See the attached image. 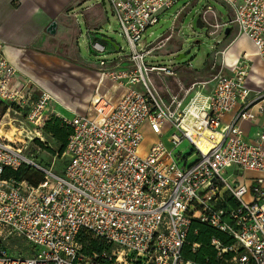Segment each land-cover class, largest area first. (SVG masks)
<instances>
[{
  "label": "built area",
  "instance_id": "obj_1",
  "mask_svg": "<svg viewBox=\"0 0 264 264\" xmlns=\"http://www.w3.org/2000/svg\"><path fill=\"white\" fill-rule=\"evenodd\" d=\"M216 1L224 15L206 0H106L112 33L124 45L109 49L104 37L86 34L88 52L98 82L122 92L113 106L100 96L91 111L53 109L69 133L59 173L35 166L0 138V175L25 162L42 172L37 186L0 177V264H190L181 249L192 221L234 241L222 248L212 239L217 254H232L234 264H264V177H243L264 175V123L249 140L241 128L264 116V89L247 85V54L185 101L195 84L186 89L175 80L182 94L174 93L177 62L151 63L157 38L145 42L160 15L202 2V18L219 17L214 28L223 37L233 26L264 64V0ZM49 102L60 107L0 46V117L25 114L37 123ZM142 124L158 138L171 131L144 156ZM182 141L189 152L174 153ZM13 239L24 247L10 246Z\"/></svg>",
  "mask_w": 264,
  "mask_h": 264
},
{
  "label": "rangeland",
  "instance_id": "obj_2",
  "mask_svg": "<svg viewBox=\"0 0 264 264\" xmlns=\"http://www.w3.org/2000/svg\"><path fill=\"white\" fill-rule=\"evenodd\" d=\"M206 2L212 4L214 11L216 10L218 14L224 15L222 8L216 0H206ZM202 4L203 3L200 2L198 5L194 4L189 7H183L171 18V11L162 14V16L160 15V23L147 31V34L151 32V35L147 36L145 40L146 42L157 38L156 42L152 44L153 49L149 57L151 63L163 64L164 62L168 65H175L174 62H177L176 77L174 80L170 81L174 93H178V89L174 82L175 80L184 84L186 89L191 88L192 85L195 84L185 101L189 99L188 97H190L193 92L201 90V83L211 81L215 76L220 74L228 75L231 68L228 66L226 70L222 71V58L227 56L230 50H234V44L238 39L242 38L236 29L230 30L229 34L225 35L226 37L223 38L222 33L216 31L214 28L219 21V17L216 15V20L210 15L205 21V19L202 18L203 10L199 8ZM84 10L85 11H82L83 16L82 18L80 17V19L84 21L85 25L87 21H85L84 18L92 19L93 23L89 28L96 27L101 22L99 17H102L99 8L92 6ZM197 20L200 21L202 26L201 29L197 28L195 25ZM223 21H228V17H224ZM104 27H106V25ZM112 27L115 29V24L112 25ZM80 33V26H77L76 22L75 24L73 23V26L68 24L65 25L64 29L61 31L62 35L54 39L56 41L51 43L52 48L50 54L58 57L57 65L49 66L46 65L45 62H42V65L36 63L35 67H37L33 68L34 71L37 70L39 73L38 75L40 78L34 77L35 81H38V86L63 106L76 103L82 104V100H84V97L88 94L97 97V93L100 95L108 90H114L113 85L107 80L103 79L98 82L96 70L92 68V65L96 66L95 59L92 55H88L92 65L89 63L83 66L78 64L80 60L84 58L83 56L86 55L83 52L84 49L81 47L80 50L77 44L78 37L76 36ZM211 33L213 35H211ZM115 40L123 47V40L120 37L115 36ZM187 52L189 53L187 54ZM180 53L184 54V58L178 60ZM240 57L238 58L239 60ZM248 65L251 68L249 63ZM256 72L260 75V77L256 78L257 83H264L263 71L256 70ZM79 73H81L82 76ZM211 85L212 83L208 85L205 84L202 92L207 94L211 89ZM53 92H55L56 95ZM178 94L180 96L182 93L180 92ZM36 99L37 95L34 101H36ZM92 105V103H85L84 106L86 107L83 111H91ZM53 109H56L55 105L49 102L43 116L37 123L30 122L25 114H21V116L9 114L5 116V118L0 117V131L2 133L12 131L14 134L16 132L15 130L22 131L21 136H14L16 139V141L14 140V150H20L21 155L27 160L32 161L35 166H42L51 169L52 172L59 173L66 159L58 155V143L54 137L44 131L46 124L52 125L54 120L58 119L54 117ZM247 125H249V123ZM247 127L248 126L244 129ZM139 131L142 135L140 155L143 156L148 153L150 145L155 142L156 138L162 143H165L167 137L171 134V131L164 130L163 135L158 138L148 130L146 124H142ZM0 136L2 138L5 137L3 134L1 135V133ZM35 141H39L43 147L41 149L37 148ZM47 150L53 151L54 155L49 154ZM189 150V144L182 141L179 147L173 152L185 154L189 152ZM22 164L34 168L37 174L42 175V172L33 165L27 162ZM243 177L247 179V183H250L252 179L256 177L263 178L264 175L246 172ZM248 199L247 196L244 201ZM10 246L19 247L21 249L24 247L22 243L16 239H13ZM197 248V246H192L191 252L195 253ZM214 251L216 253V261L218 260L220 264H234L230 260H224L221 254H217L218 250L216 251L214 249Z\"/></svg>",
  "mask_w": 264,
  "mask_h": 264
},
{
  "label": "crops",
  "instance_id": "obj_3",
  "mask_svg": "<svg viewBox=\"0 0 264 264\" xmlns=\"http://www.w3.org/2000/svg\"><path fill=\"white\" fill-rule=\"evenodd\" d=\"M92 6L99 8L102 17H99L101 22L97 26L95 25L96 27L89 28V26H92V19L84 18L87 21L85 25L80 17L82 18L84 9ZM51 22L56 23L55 35H49L47 32ZM75 22L77 26H80L81 32L76 36L78 37V47L80 50L82 47L83 52L86 54L78 63L79 65L83 66L86 63L92 65L88 56L90 53L88 52L86 34L93 38L104 37L105 40H109L112 43L111 46L107 45L109 49H115L118 44L112 33L115 31L112 27L115 21L111 18L110 8L106 0H0V46L7 60L25 77L37 83L38 81H35L34 77L40 78L39 73L37 70H33L37 67H35L36 63L42 65V62H45L49 66L57 65L58 57L50 54L51 43L62 35L61 31L65 25L73 26ZM105 25L106 27H104ZM228 28V34L230 30L235 29L233 26ZM233 49L228 52L227 56L222 58L223 70H226L228 66L230 68L231 64L245 53L248 57V63L251 65L246 79L248 87L256 90L264 89V83L258 84L256 80L260 77L256 70L264 71V64L256 56L251 43L245 36H242L236 41ZM92 68L96 70L94 65H92ZM79 74L82 76L81 73ZM121 92L122 90L117 88L116 90H108L104 94L99 95L97 93L96 96L110 98V106H113ZM53 93L56 95L55 92ZM95 98L92 94H88L82 100V104L76 103L63 106L59 103L60 107L56 106L55 108L59 112H80V109H85V103L93 104ZM228 120L229 116L225 118L224 122ZM262 123H264V116L255 125L242 123L241 128L244 130L245 139H251ZM246 126L248 127L244 129Z\"/></svg>",
  "mask_w": 264,
  "mask_h": 264
},
{
  "label": "trees",
  "instance_id": "obj_4",
  "mask_svg": "<svg viewBox=\"0 0 264 264\" xmlns=\"http://www.w3.org/2000/svg\"><path fill=\"white\" fill-rule=\"evenodd\" d=\"M44 131L50 134L56 142L58 143V155H62L65 151V145L68 138V130L61 124L59 119H55L53 124H46ZM37 148H42L43 145L39 141H35ZM51 155H54L53 151L47 150ZM2 179L12 178L16 182H27L32 186H37L42 180V175L36 173L34 168L25 166L24 164L16 171H12L9 168L3 169L0 175ZM233 207L235 204L230 203ZM189 229L185 237L184 246L181 249V258L182 261L190 262L193 264H220L216 261V253L211 246V240H217L220 242L221 247L231 246L234 241H231L223 233L212 229L210 226L205 225L204 223H199L197 221H192L189 224ZM196 245L197 251L195 253L191 252V247ZM224 260H231L232 254L226 253L222 254Z\"/></svg>",
  "mask_w": 264,
  "mask_h": 264
},
{
  "label": "bare ground",
  "instance_id": "obj_5",
  "mask_svg": "<svg viewBox=\"0 0 264 264\" xmlns=\"http://www.w3.org/2000/svg\"><path fill=\"white\" fill-rule=\"evenodd\" d=\"M263 73H264V71H263ZM97 98L98 97H96L95 98V100H94V103H96L97 102ZM88 100V99H87ZM86 101V100H85ZM93 103V104H94ZM16 132H15V134L12 132V131H10V132H5V133H2L1 131H0V133H1V135L3 134L5 137L4 138H2L1 136H0V138L1 139H3L5 142L7 141V142H9V143H12V144H14V140L16 141V139L14 138V136L16 135V136H21L22 135V131H19V130H15ZM202 146V145H201ZM202 152L203 153H206L208 150H209V146H206V145H203L202 147ZM17 153H21V151H19V152H17Z\"/></svg>",
  "mask_w": 264,
  "mask_h": 264
},
{
  "label": "water",
  "instance_id": "obj_6",
  "mask_svg": "<svg viewBox=\"0 0 264 264\" xmlns=\"http://www.w3.org/2000/svg\"><path fill=\"white\" fill-rule=\"evenodd\" d=\"M196 27L197 28H199V29H201L202 28V26H201V24H200V21L199 20H197L196 21ZM55 27H56V23L55 22H51L50 23V25L48 26V28H47V32L49 33V35H53L54 34V32H55ZM228 30H229V28H227L226 30H225V35H227L228 34ZM106 42L108 43V44H112L109 40H106ZM189 52H187V54H188ZM180 58H184V54L183 53H180L179 54V57H178V60L180 59Z\"/></svg>",
  "mask_w": 264,
  "mask_h": 264
}]
</instances>
